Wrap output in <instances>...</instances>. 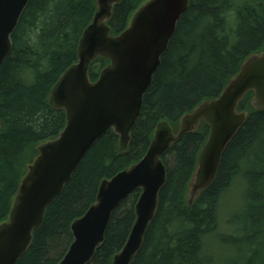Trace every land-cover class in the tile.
Masks as SVG:
<instances>
[{"label":"trees","instance_id":"trees-1","mask_svg":"<svg viewBox=\"0 0 264 264\" xmlns=\"http://www.w3.org/2000/svg\"><path fill=\"white\" fill-rule=\"evenodd\" d=\"M145 1L120 0L108 23L111 34L122 32ZM95 10V0H29L11 38V52L0 68V223L38 154L36 146L56 138L65 126L64 111L53 109L48 96L76 62L78 41ZM262 52L264 0H189L143 97L128 151L120 152L112 131L96 142L47 208L16 264H57L72 242V222L94 204L100 182L144 156L158 123L168 122L176 133L183 115L218 97L244 61ZM108 63L102 58L92 62L90 80L96 81ZM252 101L249 92L239 103L246 121L226 147L212 184L190 206L189 184L208 125L200 122L163 156L166 184L132 264H216L215 254L205 252V241L216 238L240 249L242 260L231 264H264V110H255ZM236 178L245 186L244 207L231 218L233 233L217 235L219 202ZM139 194H131L113 212L89 264H111L122 249Z\"/></svg>","mask_w":264,"mask_h":264},{"label":"water","instance_id":"water-1","mask_svg":"<svg viewBox=\"0 0 264 264\" xmlns=\"http://www.w3.org/2000/svg\"><path fill=\"white\" fill-rule=\"evenodd\" d=\"M119 1L95 0L92 20L78 41L76 62L49 93V105L64 111L66 123L56 138L37 146L38 155L27 166L7 219L0 223V264H16L26 253L47 208L99 139L112 131L118 137L120 152L128 151L143 97L189 5V0H147L132 14L127 27L112 35L108 23ZM28 2L0 0V68L11 52V38ZM98 58L109 63L97 80L91 81L90 65ZM249 92H253L254 109L263 111L264 53L248 57L218 97L183 115L176 133L168 122L158 123L144 156L100 182L94 204L72 222V242L57 264H89L104 242L113 212L138 191L134 224L111 262L132 264L156 216L159 194L166 184L163 156L184 135L194 132L200 122L208 125L209 134L189 185L190 206L212 184L226 147L244 125L247 114L238 106Z\"/></svg>","mask_w":264,"mask_h":264},{"label":"rangeland","instance_id":"rangeland-1","mask_svg":"<svg viewBox=\"0 0 264 264\" xmlns=\"http://www.w3.org/2000/svg\"><path fill=\"white\" fill-rule=\"evenodd\" d=\"M244 187L242 180L236 178L229 190L221 198L218 206L217 235L233 233L234 226L231 224V218L241 215L242 213L245 195ZM205 252L208 254H215L216 264L238 263L242 260L240 249L235 247L232 242H230V244L222 243L221 238H216V240L210 239L209 242L205 241Z\"/></svg>","mask_w":264,"mask_h":264}]
</instances>
